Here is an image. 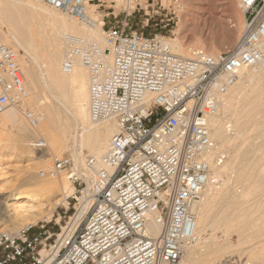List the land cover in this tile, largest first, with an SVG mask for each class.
Instances as JSON below:
<instances>
[{
	"label": "built area",
	"instance_id": "built-area-1",
	"mask_svg": "<svg viewBox=\"0 0 264 264\" xmlns=\"http://www.w3.org/2000/svg\"><path fill=\"white\" fill-rule=\"evenodd\" d=\"M44 1L83 20L90 0ZM237 3L242 33L216 54L196 49L177 55L164 34L133 29L127 17L102 21L110 63L96 42L64 34L62 71L70 73L76 62L86 68L89 118H113L116 130L99 159L87 155L77 165L70 156L54 157L39 171L40 177L65 175L77 201L90 195L84 224L52 243L44 225L30 235L32 224L15 234L0 228V264H179L185 246L197 240L192 205L209 175L205 153L215 146L207 117L241 69H264V0ZM27 94L17 51L0 43V114L18 106L35 126L38 116L22 106Z\"/></svg>",
	"mask_w": 264,
	"mask_h": 264
},
{
	"label": "bare ground",
	"instance_id": "bare-ground-1",
	"mask_svg": "<svg viewBox=\"0 0 264 264\" xmlns=\"http://www.w3.org/2000/svg\"><path fill=\"white\" fill-rule=\"evenodd\" d=\"M114 1L117 5L123 0ZM86 3L88 2L84 3L85 19L77 20L69 14L59 13L54 6L50 8L44 5L41 0H0V20L7 26V29L0 27V43L11 45L14 49L16 46L24 48V54L20 55L18 63L23 71L26 89L30 90L25 99L28 109L39 119L35 126L28 123L25 125L23 117H19L18 111L15 110L16 106H10L0 114V130L4 127L14 130V136H18L21 146L16 143V148H29L28 145H36L29 141V127L32 134L45 139L46 147L53 153L62 149L70 150L69 156L77 165L82 164L85 151L99 159L116 130L113 118L97 122H92L89 118L86 68L76 62L70 73H64L61 69L60 59L65 48V33L96 42L105 50V61L111 62V55L106 50L103 28L97 22L94 6L90 7ZM174 9L177 15L187 10L185 2L179 0H174ZM240 18L244 19L242 16ZM165 41L173 53L183 57H188L194 50L199 49L185 45L178 37L165 36ZM232 42L231 38L224 42V45L229 46ZM42 88H45L48 94L41 92L43 96L37 97ZM151 98L152 94L147 93L144 100L148 102ZM53 100H57L61 106V111L57 108L60 112L51 109ZM218 101L216 111L210 114L206 121L210 137L215 144L205 153L210 171L200 199L192 205L197 240L185 246L179 264H209L207 257L219 255L221 247L212 245L213 237L210 234L201 236L212 227L216 228L211 226V222L224 225V232L230 228L235 229L239 241L250 237L254 244L264 239V69H241L238 78L219 95ZM226 122L230 123L232 134L226 132ZM249 133L251 136L255 134L260 141L254 142ZM243 137L248 140L232 148V151L228 152L230 156L218 166L217 159L218 155L223 154V145L233 144ZM224 153L227 155V151ZM229 171L236 174L235 179L239 183L237 190L219 186V180ZM84 175L88 180L91 174L86 170ZM23 179L24 184L30 186L29 192H10V202L6 201L5 210L2 212L4 217L11 221L9 228L5 230L11 234L37 221H48L52 211L67 202L66 198L74 188L68 183L66 176L61 178L59 183L55 178L37 179L30 173ZM88 185L87 181L86 189ZM89 196L87 192L84 194L77 212L70 217L69 225L62 227L58 239L68 238L80 224L91 202ZM44 206L49 207L44 209ZM148 229L152 234H156L158 228L150 221ZM228 233L231 232L226 234ZM214 243L216 244V241ZM217 244L220 245L219 242ZM252 255L259 257L256 250L252 251Z\"/></svg>",
	"mask_w": 264,
	"mask_h": 264
},
{
	"label": "rangeland",
	"instance_id": "rangeland-1",
	"mask_svg": "<svg viewBox=\"0 0 264 264\" xmlns=\"http://www.w3.org/2000/svg\"><path fill=\"white\" fill-rule=\"evenodd\" d=\"M182 1L185 2L187 10H183L179 15L175 12L174 0H128L127 3L126 0H123L117 5L114 0H90L86 4L88 6H94L93 10L97 15V22L101 26L102 21L107 23V21L111 20L113 16H116L117 19L127 17V22L133 29L142 30L146 34L154 30L160 31L167 37H178L185 45L203 49L209 54H211L210 52H213V50L214 52L212 54H216L232 48L235 45L244 26V19L240 18V16L243 17V14L238 6L237 0H179V2ZM41 3H45L44 5L51 8V5L44 0H41ZM55 10L59 13L67 14L65 10H57L56 8ZM3 23L4 22L0 20V27H5L7 29V26ZM231 38L233 39L232 44L225 46L224 42ZM15 50L18 53V60L20 63V55L24 54V48L16 46ZM43 89L45 93L43 92ZM46 91L45 88H42L40 92H38L37 97H41L43 94H48ZM27 92L30 94L28 88ZM27 105L28 103L26 102V99L23 100L22 106L27 107ZM60 107L61 106H59L57 100H53L51 109L54 108L56 109V112L57 110L60 112ZM57 108H59L60 111ZM15 110L16 112L18 111L17 114L22 118L23 115L21 114L20 108L16 106ZM22 119L26 123L25 125H28L25 118L23 117ZM225 124L226 132L232 134L233 129L229 125L230 123L226 122ZM54 125L56 126V124ZM27 128L29 130V141L33 143L42 141L44 142L43 146L28 145L29 148L27 146L26 148H20L21 146L18 142V136H14V130L12 131L9 127H4L0 130V228L2 230L9 228L8 225L11 223V221L2 214L5 210L6 201L7 203L10 202L8 194L10 192L21 194L29 192L30 186L24 184L23 177L30 173L39 179V171L44 170L54 157L62 158L64 156H69L70 154V150L68 149H62L58 153H53L48 147H46V141L43 137L32 134L29 127ZM249 137L251 139L254 138V142L260 141V138L255 134H252L251 136V133H249ZM247 140L248 139L243 137L241 140L236 141L233 144L225 143L222 147V162L221 160H217V165L220 166L224 163L225 159L230 156V153L228 152H231L232 148L240 143L246 142ZM16 143H18V145ZM16 145L20 147L16 148ZM224 151H227V155ZM87 155L90 156L91 154L85 151L83 158ZM235 176L236 174L234 171H229L219 180V186L222 187V185H224L237 190L239 188V183L236 182ZM63 177H65V175H59L56 177V182L59 183L58 181ZM68 183L71 185L69 181ZM75 191L76 189L73 188L70 196L66 198L67 202L58 205L52 211V216L48 221H37L35 224H32V227L27 234L30 235L38 232L40 230V225H44L43 230H46V234L50 235L47 243H52L62 231V227L69 225L70 217L77 212V207L80 203L77 199L80 196L78 192ZM44 207V209H47L49 206ZM89 208L90 205H88L78 228L84 224ZM214 223L211 222V226H215L216 228H211V226H209L212 229V232H210V229L206 231L207 233L203 232L201 234L202 237L210 234V236L213 237V239L211 238L212 245L214 247L218 245V248L221 247L220 253H218L219 255L213 254L214 258H212L213 255L207 257L209 260L211 259L210 261L205 258V260H208L209 264H264V239L257 241L254 244L250 237L249 239L242 238V241H239L240 238L236 236L238 233H236L237 231H235V229L230 228L227 232L231 233L226 234L227 232H224V225L221 224L220 226ZM215 241L216 244L214 243ZM217 242H219L220 245L217 244ZM221 242L225 245V249H223L224 245ZM253 250L257 251L259 257H253Z\"/></svg>",
	"mask_w": 264,
	"mask_h": 264
}]
</instances>
